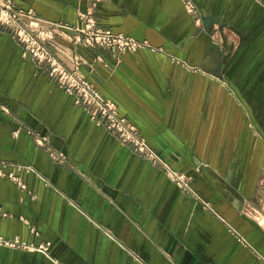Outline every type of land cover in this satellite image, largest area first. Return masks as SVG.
<instances>
[{
    "label": "crops",
    "instance_id": "crops-1",
    "mask_svg": "<svg viewBox=\"0 0 264 264\" xmlns=\"http://www.w3.org/2000/svg\"><path fill=\"white\" fill-rule=\"evenodd\" d=\"M191 1L199 20L184 0L97 1L101 27L152 48L113 55L66 36L48 46L210 209L92 122L0 29V234L28 246H0V264H264V134L251 110L264 106V0ZM90 3L14 0L69 24Z\"/></svg>",
    "mask_w": 264,
    "mask_h": 264
},
{
    "label": "built area",
    "instance_id": "built-area-1",
    "mask_svg": "<svg viewBox=\"0 0 264 264\" xmlns=\"http://www.w3.org/2000/svg\"><path fill=\"white\" fill-rule=\"evenodd\" d=\"M90 1L85 9H79L74 24L48 21L39 17L32 8H15L14 0H0V29L9 31L23 46L24 54H29L35 62L45 68L50 79L63 89L81 106L89 118L98 126L106 128L123 145L129 146L135 153L161 168L165 175L186 195L202 202L204 208L210 204L200 198L191 186V177L185 172L175 170L166 160L159 156L140 136L138 129L118 114L114 102L106 99L83 75L67 66L48 46L58 36L68 38L76 45L100 47L113 55L124 52H135L143 48H152L145 40L122 33H115L101 27L95 17V6L98 0ZM186 10L199 20L196 6L191 0H184ZM74 64H80L81 58L74 56ZM47 137L38 138L36 142L44 145ZM50 156L57 162H63L61 152H51ZM5 165H0V177L7 175ZM9 177L15 178L11 173ZM0 246L21 248L28 247L18 238H7L0 234ZM32 247V246H29ZM46 246L39 249L46 250Z\"/></svg>",
    "mask_w": 264,
    "mask_h": 264
},
{
    "label": "rangeland",
    "instance_id": "rangeland-1",
    "mask_svg": "<svg viewBox=\"0 0 264 264\" xmlns=\"http://www.w3.org/2000/svg\"><path fill=\"white\" fill-rule=\"evenodd\" d=\"M255 93L257 95V97H255V98H263L264 99V92L257 91ZM261 102H263V101H261ZM251 110H252V114L255 115V119H256L255 125L252 124L254 126L255 131L257 133L259 131H261L264 134V106L261 105V106L252 107ZM260 177H261L260 178L261 187L259 188L260 192L257 194V196L255 198V207L257 208V211L260 212V214L264 218V174H262V176H260Z\"/></svg>",
    "mask_w": 264,
    "mask_h": 264
}]
</instances>
